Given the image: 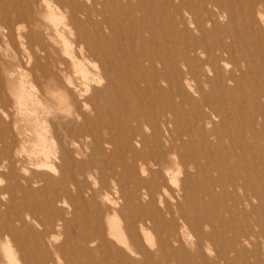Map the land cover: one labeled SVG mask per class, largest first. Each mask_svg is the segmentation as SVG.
<instances>
[{"label":"bare ground","instance_id":"6f19581e","mask_svg":"<svg viewBox=\"0 0 264 264\" xmlns=\"http://www.w3.org/2000/svg\"><path fill=\"white\" fill-rule=\"evenodd\" d=\"M2 38L0 61L22 55L38 92L12 101L0 88V264H170L180 253L203 264L217 241L207 209L264 204V163L238 174L251 145L240 129L264 151V0H0ZM249 94L250 126L225 111ZM16 113L35 130L17 148L6 138ZM84 168L103 183L83 186ZM97 197L123 219L122 239L106 238ZM86 208L91 229L72 227Z\"/></svg>","mask_w":264,"mask_h":264},{"label":"rangeland","instance_id":"374dc122","mask_svg":"<svg viewBox=\"0 0 264 264\" xmlns=\"http://www.w3.org/2000/svg\"><path fill=\"white\" fill-rule=\"evenodd\" d=\"M232 7H234V5H232ZM23 25L26 27L25 28L26 30H29L30 25H28V23L26 24V22L23 21ZM0 41H1L0 55L2 59H8L7 53L8 51L11 52L10 49L11 46L8 44L7 38L4 39L2 38L0 39ZM20 59L23 61L22 65H20L21 63L19 64V62H21ZM5 62H6L5 60L2 62L0 61V88H6L7 90L8 87L9 91L8 90L7 91L10 94L12 101H16L21 98L22 99L24 98L23 100L30 102L29 97L26 96V89L33 88V90L35 91L33 93L36 94L38 92V85H36V83L33 82L31 75L27 73L29 69L28 68L29 65L27 66V63L23 60L22 55L20 56L18 55V57L16 58L15 60L16 65L12 64V66H6ZM12 89L15 91V95L11 93ZM250 97L251 95L243 99L246 105L245 108H243V110H238L235 112L232 111L233 104L232 101L229 100L230 109H225V111L228 112V116L229 117L233 116L239 120L242 119L243 120L242 123L247 124L249 126L251 124L250 121L252 117H255V121L258 120L257 119L258 116H256V108L258 104L257 98L252 96L250 99ZM220 103L223 104L222 102ZM219 106H220L219 103L218 104L215 103V105H213V107L216 109H218ZM50 107H51L50 102H45L44 105H41V107H39V112L41 111L40 115L46 114ZM213 107L208 106L206 107L205 110L207 112L215 111ZM226 107L227 106H225V108ZM192 111H194V108ZM188 115L192 116V113ZM16 121H18L16 123V127L13 128L10 133L6 134V138L8 140L14 137L16 142L15 148L20 147L21 139L23 138L27 139L29 133H33V135L35 133L34 127L31 126L32 124H30V122H28L26 119L23 120L21 118V115L17 113H16ZM256 126H258L259 128L258 124ZM229 128L232 132H234V134L238 133L237 132L238 127H235V124H232ZM240 130L241 133H244V135L247 138H249V142L251 143L250 146L246 144L245 147L243 148V151L246 153L247 157H245L243 160L240 161L241 162L240 164L244 165V167L238 173V174H243L246 173L248 169L252 167L251 164L253 163L252 162L253 160H255V162L260 163V165L261 163H264V151L261 147L260 140H256L251 136L248 137V132H246V130H242V129ZM34 144H35L34 141L28 142L27 146L30 148L33 147ZM2 146L3 143L0 142V148H2ZM15 148L13 149L14 152H15ZM220 149L221 148H218V150ZM237 149L238 151H241V149L239 148ZM17 157L19 158V160L21 159L25 165L29 166L27 152L21 151L20 154H17ZM4 162L5 161H1L0 163L3 166L2 170L6 171ZM107 166H105V169L111 168V166L109 167ZM263 170L264 168H262V172ZM83 171L85 173L84 176L81 174L77 175V180L83 186L86 185L99 186L101 185V183H103V181H98V180L94 181L93 178L88 175L90 172L86 168H84ZM102 174L105 177L103 172ZM255 177H256L255 181H257V187L259 188L258 181L263 179V175L262 173L255 172ZM197 178L201 180L200 177ZM104 181L108 182L109 188L111 189V191H113L115 188V183L114 182L112 183L110 181V178L107 176L105 177ZM240 181H244V179L241 178ZM4 183H7L6 179H4ZM105 198L106 197H97L96 199H93V202H95L96 200L102 206V210L99 212L102 219L101 227H104L105 229L106 238L112 242L114 241L116 242L117 238L122 239V234L124 230V227L122 226L123 219L119 215H115V214L108 215L107 213L104 212V203L106 201ZM221 203L225 205L227 203V208L231 209V211L225 210L223 206L221 207ZM221 203L218 206L211 207V209L206 208L207 209L206 212L209 213L211 215V219H213L212 224L215 225V228L212 229L210 225H206L203 228V230L207 232H210L211 230L217 241L215 243H210L209 241H206V243L204 244L203 253H205V255L209 257V260L207 261V263H203V264H264V204L262 203V201L260 200L258 201L257 199L254 200V202H252V204L254 205L252 206V208H250V206L248 205L242 208L241 207L242 204L237 208L233 206V203L230 199H228V201L227 199L221 200ZM246 210L250 213H252V211H255L258 212L259 214H246L245 213ZM188 213L190 216H193L195 210L193 209V211H190ZM70 217H72V215H70ZM97 218L98 216H96V213L92 208H86L83 213L80 214L78 212V214L75 215V218L73 219L74 226L72 227H87L91 229L93 222ZM240 232L249 233V237L247 239H244L245 236H243V234L241 233L240 236L236 239V236ZM196 239L197 237L195 235H193L191 239L189 238V243L187 244L189 253L194 252V250L198 249ZM234 244L236 245L238 244L237 247L236 246L234 247ZM189 253H187L186 256H188ZM192 259H193L192 263H190V261L187 262V258L180 253L176 255L175 259L171 258L170 264H202V262L204 261L199 256H194L192 257ZM189 260L191 259L189 258ZM162 264H168V261L162 260Z\"/></svg>","mask_w":264,"mask_h":264}]
</instances>
